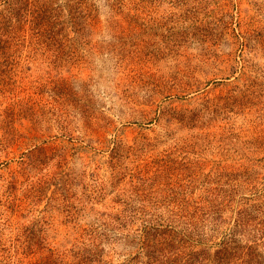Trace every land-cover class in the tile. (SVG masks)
<instances>
[{
  "label": "rangeland",
  "instance_id": "obj_1",
  "mask_svg": "<svg viewBox=\"0 0 264 264\" xmlns=\"http://www.w3.org/2000/svg\"><path fill=\"white\" fill-rule=\"evenodd\" d=\"M0 264H264V0H0Z\"/></svg>",
  "mask_w": 264,
  "mask_h": 264
}]
</instances>
